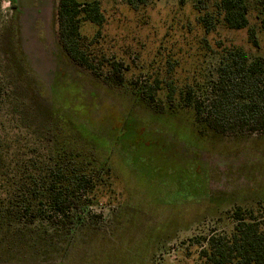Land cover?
Returning <instances> with one entry per match:
<instances>
[{
	"label": "rangeland",
	"instance_id": "1",
	"mask_svg": "<svg viewBox=\"0 0 264 264\" xmlns=\"http://www.w3.org/2000/svg\"><path fill=\"white\" fill-rule=\"evenodd\" d=\"M80 1L100 3L105 23L91 48L104 72L111 61L122 65L123 84L66 57L58 0H15V8L0 0V83L11 95L0 103V138H54L108 166L110 188L71 235L48 223L0 225V264H204V237L228 231L237 208H264V132L207 129L178 92L208 88L224 48L264 62V0H246L255 45L246 29L217 19L205 33L198 18L213 13L209 0H148L136 9ZM81 31L90 39L98 28ZM155 79L160 110L136 93V82Z\"/></svg>",
	"mask_w": 264,
	"mask_h": 264
},
{
	"label": "trees",
	"instance_id": "2",
	"mask_svg": "<svg viewBox=\"0 0 264 264\" xmlns=\"http://www.w3.org/2000/svg\"><path fill=\"white\" fill-rule=\"evenodd\" d=\"M147 1L125 3L136 9ZM9 2L15 8V0ZM209 3L213 13L206 11L198 18L205 33L215 28L217 19L229 30L246 29L248 40L255 45L246 0ZM56 18L58 40L66 57L105 83L122 85V65L111 61L104 72L91 48L105 23L100 3L58 0ZM87 23L98 28L90 39L81 31ZM261 28L264 32V17ZM221 54L209 87L203 90L184 85L178 92L180 105L192 108L197 124L217 133L264 132V62L259 58L250 60L236 46L224 48ZM136 84L140 99L162 109L159 80ZM168 90L166 101L171 103L175 90L171 84ZM10 96L0 83V103L7 105ZM93 160L82 152L59 146L54 138H0V225L16 231L20 226L40 222L73 234L90 215L89 207L100 197V190L110 188L109 167ZM232 220L228 231L202 239L205 247L199 257L204 264H264V208H237Z\"/></svg>",
	"mask_w": 264,
	"mask_h": 264
}]
</instances>
